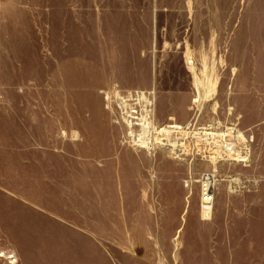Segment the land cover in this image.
Returning <instances> with one entry per match:
<instances>
[{
    "label": "rangeland",
    "instance_id": "1",
    "mask_svg": "<svg viewBox=\"0 0 264 264\" xmlns=\"http://www.w3.org/2000/svg\"><path fill=\"white\" fill-rule=\"evenodd\" d=\"M253 1L0 0V264H264V179L156 136L246 131L224 66Z\"/></svg>",
    "mask_w": 264,
    "mask_h": 264
},
{
    "label": "crops",
    "instance_id": "2",
    "mask_svg": "<svg viewBox=\"0 0 264 264\" xmlns=\"http://www.w3.org/2000/svg\"><path fill=\"white\" fill-rule=\"evenodd\" d=\"M250 16V26L235 39L233 58L225 59L224 75L231 83L237 120L249 132L248 138L239 129L247 140L248 159L238 164L264 179V0L251 2Z\"/></svg>",
    "mask_w": 264,
    "mask_h": 264
},
{
    "label": "built area",
    "instance_id": "3",
    "mask_svg": "<svg viewBox=\"0 0 264 264\" xmlns=\"http://www.w3.org/2000/svg\"><path fill=\"white\" fill-rule=\"evenodd\" d=\"M116 94H106V100H114V97ZM137 99V97H136ZM143 114H145L144 109L142 108ZM141 117V114H140ZM222 125L219 124V127L216 129L215 132H200L198 136H195L194 132L188 131L190 129V126H186L185 131H180L183 129L181 126H178L176 124L173 125H166L162 128L158 129V132H156V136L158 137L157 145L158 146H170L172 148V153L176 150L180 151V154H191L188 153L186 148L190 149V146L193 142V140L196 139V142H200L199 147V154L200 157L206 161H215L220 162L222 160H227V149L228 145L237 144V150H239L242 154L245 153L247 140L245 141H239L236 139V135L239 133L243 134L239 131L237 126L231 127V126H224L222 129ZM219 129V130H218ZM142 135V134H141ZM244 135V134H243ZM180 136V137H178ZM180 139H183V141H180ZM246 139V138H245ZM196 143V145H199ZM180 147L181 149H178L177 147ZM230 157V156H229ZM205 175V174H204ZM203 175V176H204ZM201 177V179L203 178ZM214 191L215 186L214 184L212 186L203 185L202 184V193H201V209L207 210L211 209L213 207L214 202Z\"/></svg>",
    "mask_w": 264,
    "mask_h": 264
},
{
    "label": "bare ground",
    "instance_id": "4",
    "mask_svg": "<svg viewBox=\"0 0 264 264\" xmlns=\"http://www.w3.org/2000/svg\"><path fill=\"white\" fill-rule=\"evenodd\" d=\"M136 97H137V101H142L143 104L145 103V107H147V109L144 107V112L145 114L141 115V118L139 119V122L140 123H132V120L133 119H136L135 117H133L132 115H129V118H128V121L126 120V125L127 127L130 129V137H133V131H132V128L133 126L135 125H140L142 126V135H140V137H138V139H135L136 141L134 142L135 143V146L141 148V149H152L151 147H153V145L150 144V142L146 141L143 139V137H145L146 133L148 132V129L150 128V125L151 123L148 121L147 119V114L151 112V110L148 109V107H150L151 105V101L148 99L147 95L142 91V92H137L136 93ZM149 100V101H147ZM134 114L135 111H132L131 114ZM236 139L238 140L237 142L239 141H245V136L241 133L238 132V134L236 135ZM237 148V144H230L228 145V149H227V158L233 160V161H236L237 163H243V162H246L247 161V153L248 152H245L244 154H242L239 150L236 149ZM246 151V150H245ZM230 156V157H229ZM245 158V159H240V158ZM212 164L214 165L216 162L215 161H211ZM200 183L201 185H208V186H212L214 184V186L216 185V180H215V176L214 174H205L203 176V178L200 180ZM213 206H214V202H213ZM213 208V207H212ZM212 208L209 210H202V214L203 216H207L209 215V217L211 216L212 214Z\"/></svg>",
    "mask_w": 264,
    "mask_h": 264
}]
</instances>
